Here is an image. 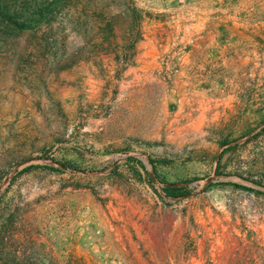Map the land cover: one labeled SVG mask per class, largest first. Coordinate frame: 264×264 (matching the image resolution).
<instances>
[{
  "label": "rangeland",
  "instance_id": "1",
  "mask_svg": "<svg viewBox=\"0 0 264 264\" xmlns=\"http://www.w3.org/2000/svg\"><path fill=\"white\" fill-rule=\"evenodd\" d=\"M240 240L264 250V0H0V264Z\"/></svg>",
  "mask_w": 264,
  "mask_h": 264
},
{
  "label": "trees",
  "instance_id": "2",
  "mask_svg": "<svg viewBox=\"0 0 264 264\" xmlns=\"http://www.w3.org/2000/svg\"><path fill=\"white\" fill-rule=\"evenodd\" d=\"M233 255L240 264H264V250L258 242L240 240Z\"/></svg>",
  "mask_w": 264,
  "mask_h": 264
}]
</instances>
